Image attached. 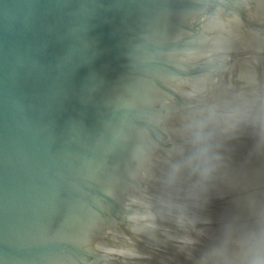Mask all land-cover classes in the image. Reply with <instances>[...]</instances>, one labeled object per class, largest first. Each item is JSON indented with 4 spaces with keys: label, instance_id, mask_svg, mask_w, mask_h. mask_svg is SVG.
<instances>
[{
    "label": "water",
    "instance_id": "obj_1",
    "mask_svg": "<svg viewBox=\"0 0 264 264\" xmlns=\"http://www.w3.org/2000/svg\"><path fill=\"white\" fill-rule=\"evenodd\" d=\"M262 102L264 0H0V264H233Z\"/></svg>",
    "mask_w": 264,
    "mask_h": 264
},
{
    "label": "clouds",
    "instance_id": "obj_2",
    "mask_svg": "<svg viewBox=\"0 0 264 264\" xmlns=\"http://www.w3.org/2000/svg\"><path fill=\"white\" fill-rule=\"evenodd\" d=\"M241 123H247L259 130L261 140L264 141V102L259 106L256 115L246 117L243 120L237 119L230 122L225 129L234 131ZM210 136L203 132V128L197 131L194 143L197 145V157L200 160V173L203 178L211 179L215 172V166L212 164L213 159H219L210 155L211 147L208 143ZM134 219V218H133ZM230 264L226 258V252L222 248H213L205 254L202 264ZM233 264H264V222L259 223L250 231L248 237L241 246L238 257Z\"/></svg>",
    "mask_w": 264,
    "mask_h": 264
}]
</instances>
